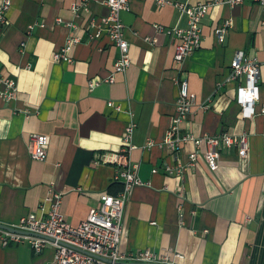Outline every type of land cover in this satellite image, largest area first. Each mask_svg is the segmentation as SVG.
Listing matches in <instances>:
<instances>
[{"label": "crops", "instance_id": "crops-1", "mask_svg": "<svg viewBox=\"0 0 264 264\" xmlns=\"http://www.w3.org/2000/svg\"><path fill=\"white\" fill-rule=\"evenodd\" d=\"M11 2L8 22H0V92L7 78L16 80L18 92L10 101L0 97V223L15 227L31 214L47 216V200L61 194L66 221L81 224L103 194L123 191L111 155L124 149L125 130L134 122L131 160L145 185L130 196L122 250L177 252L184 259L176 264H264V8L255 0L211 8L201 48L178 66V39L166 30L187 28V17L157 0H130L122 17L132 65L109 84L119 50L107 34L90 39L89 28L92 19L108 15L107 0H92L79 15L73 7L83 0ZM226 22L232 27L220 44L216 30ZM72 37L81 41L70 50L72 63L56 61ZM240 51L261 64V102L246 120L239 85L227 82ZM185 78L197 105L182 133L247 134V157L223 147L217 171L201 156L180 177L166 173L167 166L187 167L195 151L192 143L176 154L164 146L177 113L178 81ZM92 81L101 82L93 91ZM36 134L48 138L43 162L30 156ZM152 139L156 145L147 148ZM55 253L51 246L36 253L28 241L5 245L0 237V264H53Z\"/></svg>", "mask_w": 264, "mask_h": 264}, {"label": "built area", "instance_id": "built-area-1", "mask_svg": "<svg viewBox=\"0 0 264 264\" xmlns=\"http://www.w3.org/2000/svg\"><path fill=\"white\" fill-rule=\"evenodd\" d=\"M92 0H83L82 6H74V12L79 15L80 11L88 9L87 6ZM162 6L172 5L184 14L188 19L187 28H175L166 32L178 39L175 52L176 65L183 64L202 46L203 31L202 22L210 14V10L221 4L232 7L241 5L245 0H211L208 3L191 5L189 3H179L173 0H157ZM264 8V0H255ZM12 6L11 0H3L0 4V22H8V12ZM106 6L108 15L100 21L92 19L90 29L94 32L90 34V39H100L107 34L115 47L119 50V58L114 64V71L106 80L109 84L116 81L118 75L125 74L132 65L130 44L126 39V26L123 21V14L130 11V0H107ZM76 28V25H72ZM232 27V22H226L217 28L216 35L220 44L225 43L226 34ZM81 43L80 39L72 37L68 39L66 46L54 55L56 61L72 63L70 50L74 45ZM154 43V42H151ZM261 64L258 60L250 58L240 51L236 54L232 64L227 82L238 83L237 102L242 106L245 120L257 115V106L260 100ZM100 81H92L89 88L93 91ZM5 91L0 92V97L7 101L16 98L18 84L16 80L7 78L4 80ZM179 95L176 102V115L172 118V124L167 134L164 146L167 150L179 152L185 145L192 143L195 151L190 154V162L186 166L181 163L177 166H167L166 173L169 176L180 177L189 167L197 166L201 156L205 159L208 167L212 171H217L220 167L222 148L231 149L236 147L242 156H248L249 136L232 135L230 133L216 136L208 135L195 137L192 134H183L182 124L187 120L193 108L197 105L196 96L190 90L188 78L178 81ZM110 107H115L121 111V106L109 102ZM261 113L264 115V105ZM136 124L131 122L124 134V149L120 153L111 155L112 165H116L118 173L116 181H122L123 191L113 196L105 193L101 197V205L90 211L86 220L74 226L66 221L62 211V195L57 194L47 201L51 206L47 216L31 214L24 217L21 223L13 226L14 229L25 232L27 235L14 234L0 229V237L4 244L10 242L20 243L28 241L36 253H41L45 248L51 246L55 249V259L53 264H176L184 256L177 252L167 251L155 253L150 250L142 251L138 254L126 253L122 250V243L125 236L124 216L125 211L134 188L145 184L139 177V164L131 160V152L134 150V134ZM48 138L44 135L36 134L31 137L29 144L30 156L36 161L47 160ZM156 142L150 140L147 148H152ZM102 160L96 161L100 164ZM158 171L155 170L154 173Z\"/></svg>", "mask_w": 264, "mask_h": 264}, {"label": "water", "instance_id": "water-1", "mask_svg": "<svg viewBox=\"0 0 264 264\" xmlns=\"http://www.w3.org/2000/svg\"><path fill=\"white\" fill-rule=\"evenodd\" d=\"M0 229L14 233V234H22V235H27L25 232L19 231L14 229L12 226H8V225H4L0 223ZM131 264H135V263H131Z\"/></svg>", "mask_w": 264, "mask_h": 264}]
</instances>
